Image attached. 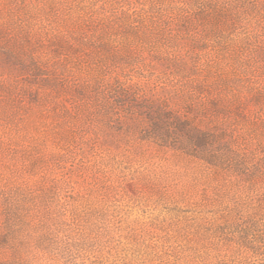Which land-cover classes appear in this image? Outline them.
Wrapping results in <instances>:
<instances>
[{
	"label": "rangeland",
	"instance_id": "374dc122",
	"mask_svg": "<svg viewBox=\"0 0 264 264\" xmlns=\"http://www.w3.org/2000/svg\"><path fill=\"white\" fill-rule=\"evenodd\" d=\"M0 264H264V0H0Z\"/></svg>",
	"mask_w": 264,
	"mask_h": 264
}]
</instances>
